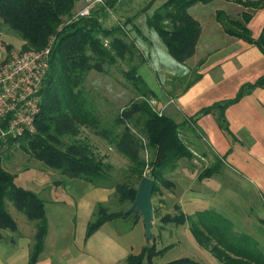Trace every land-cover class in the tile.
<instances>
[{
	"label": "trees",
	"instance_id": "trees-1",
	"mask_svg": "<svg viewBox=\"0 0 264 264\" xmlns=\"http://www.w3.org/2000/svg\"><path fill=\"white\" fill-rule=\"evenodd\" d=\"M213 1L215 0H166L148 16L146 24L161 37L169 54L177 62L184 63L195 54L202 33L201 25L191 14L190 8L198 3L208 4ZM230 1L240 4L246 10L232 16L227 10L218 9L216 20L227 34L258 46L264 53V26L260 35L255 38L249 25L254 11L264 8V0ZM77 2L78 0H0V18L25 41L22 52L32 48L41 49L51 38H55L50 68L39 91L41 111L35 120L36 132L21 137L19 147L69 178H79L103 186L102 182L109 179L107 169L110 165L95 155L88 141L69 138L77 136L81 127H86L106 139L129 160V179L139 181L144 176L152 178L153 194L162 185L172 187L174 182L170 174L177 169L181 159H190L194 153L183 138L181 123L150 103V99L156 98V94L138 72V66L146 59L134 39H129L128 32L123 29L132 19L114 26L105 24V14H108V10L115 9L119 0H105L90 15L75 17L82 6ZM71 15L72 20L63 24L64 18ZM121 59L131 60L127 61L130 67L123 74L142 96L132 99L116 115L113 125L108 126L89 99L85 82L91 71L104 72L107 66H119ZM256 87H264V73L254 82L246 83L229 103L241 99ZM190 121L195 123L197 120L190 117ZM142 136L145 137L146 144ZM145 147L152 154L148 165L142 155ZM6 156H11V152L5 156L0 155V239L5 230L16 232L19 229L17 220L8 209V202H11L31 221H37L35 243L29 258L30 264H36L48 233L46 203L38 192L15 182V174L4 168L3 160ZM146 165L148 170L145 169ZM210 170L211 168H206L202 176H208ZM115 187L120 200H135L137 182L131 185L129 181H123ZM131 213L109 212L105 206L100 205L97 209L99 217L89 224L88 235L105 222ZM187 221L199 244L220 262L264 264V252L257 247L255 239L233 230L231 222L215 211L199 212L196 218L185 213L166 214L161 218L163 223L181 224ZM162 251L157 249L154 240L140 254L130 255L127 264H141L146 256L152 259ZM171 264L200 263L185 258Z\"/></svg>",
	"mask_w": 264,
	"mask_h": 264
},
{
	"label": "rangeland",
	"instance_id": "rangeland-1",
	"mask_svg": "<svg viewBox=\"0 0 264 264\" xmlns=\"http://www.w3.org/2000/svg\"><path fill=\"white\" fill-rule=\"evenodd\" d=\"M76 4L81 6L83 2L78 1ZM221 6L222 2L217 1L206 6V9L209 12L221 8ZM107 12L109 16L103 18L107 26L126 22V18H122V14L115 9ZM230 13L232 16H237L233 12ZM260 13L259 17L264 15V12ZM72 17V15L65 17L63 24L70 22ZM130 27L129 25V27L123 28L125 32H128V38L134 39L139 51L146 59L145 62L150 61L151 48L148 45L151 40L148 37L145 40V36L141 37L140 33L138 35L136 30ZM144 29L143 33L146 35L145 25ZM152 36L150 34V37ZM24 43L21 36L0 18V62L12 57L13 53L21 51ZM127 61L131 60L127 59ZM127 61L121 59L119 66H107L104 72L93 70L86 78L88 97L93 101L98 114L108 126L113 125L116 115L132 99L142 96L123 74V71L130 67ZM137 62L138 59L135 60V63ZM151 67L156 69L157 62H154ZM141 68L146 70L151 68L147 64H144L143 67L142 65L138 66L139 73L142 74L141 77L145 79L148 86L160 87L155 78L151 79L148 72L140 71ZM159 78L162 82L160 75ZM163 86L169 90L168 83L163 81ZM175 88L169 91L171 95H176L178 87ZM150 103L158 110L154 100L150 99ZM179 120L177 119V121ZM79 131L77 136H70V140L84 139L88 141L94 149L95 155L110 165L107 169L109 179L102 182L103 186L79 178H69L57 169L32 157L20 147H17L11 152V156H6L3 160L5 170L15 174V182L19 186L38 192L46 203L48 233L36 264H127L130 255L140 254L143 248L154 240L157 249L163 251L152 259L146 256L141 264H171L185 258L200 264H224L199 244L188 222L175 224L160 221L166 214L178 215L181 212L193 214L203 205L208 208L215 207V203L219 205L218 194H210L209 191L202 190L201 193L205 195L204 197L194 194L195 190H189L191 181L189 178L182 179L179 167L170 174V178L174 182L173 186L167 188L162 185L160 190L153 194L154 226L151 238L147 236L143 217L133 211L129 216L105 222L88 235L89 224L99 217L97 209L100 205L105 206L109 212L125 211L127 213L136 200L137 196L134 201L120 200L115 185L123 181H129L131 185L137 182L139 190L141 180L136 181L127 177L129 175L127 173L129 160L111 146L106 139L86 127H81ZM142 139L146 144L145 137L142 136ZM142 155L148 165L152 159L148 147L144 148ZM147 165L145 169L148 170ZM182 173L184 172L182 171ZM226 189L224 188L223 191L225 192ZM233 191L235 194H230L229 200L221 198L227 205L256 203L257 206L254 207L255 210L251 214L256 213L259 205H263L264 198L258 194L256 196L254 190L243 195L236 193V189ZM209 195L212 198H208ZM8 209L17 220L19 229L16 232L4 231V236L0 239V264H30L29 258L35 243L37 221H31L11 202H8ZM232 211L235 216L241 211L246 216L249 209L233 208L230 213ZM240 220L242 219L238 221ZM253 221L250 223L251 229L253 224L258 225L257 221ZM259 240L260 243L257 247L264 249V236L260 235Z\"/></svg>",
	"mask_w": 264,
	"mask_h": 264
},
{
	"label": "crops",
	"instance_id": "crops-1",
	"mask_svg": "<svg viewBox=\"0 0 264 264\" xmlns=\"http://www.w3.org/2000/svg\"><path fill=\"white\" fill-rule=\"evenodd\" d=\"M165 1L119 0L115 10L126 21L132 19L126 28L130 25L138 35L140 33L145 40L147 37L151 40L148 45L151 48L150 61L140 64L142 67L147 64L151 69L141 68L140 71L148 72L150 78H155L160 85L150 87L156 94L153 99L156 107L181 123L183 138L193 150L192 159H183L179 163L182 179H190L188 189L195 190L194 194L205 197L201 193L205 190L218 194L220 198L219 201L215 199L219 205L215 203L214 209L203 205L193 214H185L196 218L199 212L215 211L231 222L233 230L252 236L259 244L260 235L264 236V202L256 213L251 214L256 203L227 205L221 198L229 200L235 194L233 189L241 195L254 190L256 196L264 198V87H256L241 99L229 103L246 83L254 82L264 73V53L258 46L227 34L216 20L218 9L237 15L246 9L230 0H215L190 8L201 25L202 33L195 54L184 63L177 62L161 37L146 24L148 16ZM217 1L222 2L221 8L208 12L206 6ZM260 12H264V8L255 10L249 23L255 38L264 26V15L259 17ZM108 16L105 14L104 18ZM144 25L146 35L143 33ZM154 62H157L156 69L151 67ZM159 75L168 83L169 90L164 88ZM176 86V95H171L169 91ZM190 117L197 121L191 122ZM206 168L211 170L208 176L203 177L202 172ZM186 171L188 173L185 174ZM224 188H227L225 192ZM207 197L212 198L210 195ZM233 208L249 211L246 216L242 211L235 216L233 211L230 213ZM253 220L258 225L253 224L251 229ZM260 249L264 252L263 248Z\"/></svg>",
	"mask_w": 264,
	"mask_h": 264
},
{
	"label": "built area",
	"instance_id": "built-area-1",
	"mask_svg": "<svg viewBox=\"0 0 264 264\" xmlns=\"http://www.w3.org/2000/svg\"><path fill=\"white\" fill-rule=\"evenodd\" d=\"M83 5L75 17L88 16L105 0H78ZM55 38L41 49L12 54L0 62V155L19 147V139L35 133V120L41 111L39 91L50 68Z\"/></svg>",
	"mask_w": 264,
	"mask_h": 264
},
{
	"label": "water",
	"instance_id": "water-1",
	"mask_svg": "<svg viewBox=\"0 0 264 264\" xmlns=\"http://www.w3.org/2000/svg\"><path fill=\"white\" fill-rule=\"evenodd\" d=\"M153 190L154 182L153 179L144 176L141 179L137 198L132 204L131 208L127 211L139 213L143 217L147 236L152 237V228L154 226V203H153Z\"/></svg>",
	"mask_w": 264,
	"mask_h": 264
}]
</instances>
